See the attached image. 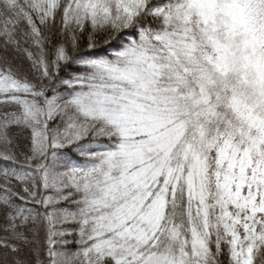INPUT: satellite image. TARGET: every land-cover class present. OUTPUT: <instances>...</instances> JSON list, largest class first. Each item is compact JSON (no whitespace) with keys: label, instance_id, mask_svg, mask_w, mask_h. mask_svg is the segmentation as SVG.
<instances>
[{"label":"snow or ice","instance_id":"1","mask_svg":"<svg viewBox=\"0 0 264 264\" xmlns=\"http://www.w3.org/2000/svg\"><path fill=\"white\" fill-rule=\"evenodd\" d=\"M0 264H264V0H0Z\"/></svg>","mask_w":264,"mask_h":264}]
</instances>
